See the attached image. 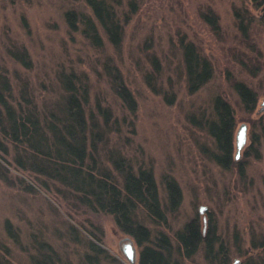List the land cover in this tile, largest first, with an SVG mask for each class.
Here are the masks:
<instances>
[{
	"label": "rangeland",
	"instance_id": "1",
	"mask_svg": "<svg viewBox=\"0 0 264 264\" xmlns=\"http://www.w3.org/2000/svg\"><path fill=\"white\" fill-rule=\"evenodd\" d=\"M106 1L123 27L118 47L111 45L98 24L101 46L85 38L81 24L76 31L68 29L64 17L67 10L92 16L85 0H0V70L10 78L15 93L21 86L17 81L20 76L39 107L59 100L58 76L73 72L80 90L87 85L86 115L93 112L101 121L97 105L111 110L119 130L109 132L107 148L120 151L135 170L151 169L162 203L167 202L166 177L173 178L181 190V202L175 212L166 214L165 224L138 213L152 235L163 231L172 238L187 220L197 216L201 223L207 225L211 219L216 224L229 264H242L251 254L255 260L264 258V248L252 246V241L257 245L264 242L261 1ZM205 11L217 16V31L202 17ZM236 13L248 26L247 40L237 29ZM181 39L192 41L213 65L211 79L194 93L186 88ZM14 46L27 50L30 68H23L8 54ZM113 66L135 99L133 114L113 89ZM148 77L157 91L149 85ZM231 80L241 81L257 93L252 112L241 108ZM170 92L174 98L169 104L164 93ZM217 95L231 105L235 117V165L228 169L215 164L203 151L212 147V140L200 119L210 115L212 99ZM192 115L196 123L190 121ZM242 123L246 125L245 142L235 158L236 134ZM103 144L99 143L100 150ZM103 162L107 164L104 157ZM239 162L244 165L243 177L237 172ZM4 169L11 181L0 178V264H42L40 259L46 255L64 264H85L82 259L89 252L87 243L96 237L118 264H132L122 250L127 242L123 239L128 237L138 264L140 247L118 228L111 214L92 211L56 190L55 185L46 186L43 179L0 160V170ZM6 220L14 236L6 232ZM185 264H206L202 251L186 259Z\"/></svg>",
	"mask_w": 264,
	"mask_h": 264
},
{
	"label": "trees",
	"instance_id": "2",
	"mask_svg": "<svg viewBox=\"0 0 264 264\" xmlns=\"http://www.w3.org/2000/svg\"><path fill=\"white\" fill-rule=\"evenodd\" d=\"M85 1L92 16L67 10L64 17L68 29L76 31L81 24L80 31L85 38L93 45L101 46L100 26L111 45L118 47L123 27L114 8L106 0ZM260 1L259 5L264 9V0ZM238 14L237 29L243 40H247L248 26ZM201 15L213 30H218V19L212 11ZM179 46L186 88L188 93H194L211 79L213 65L192 41L181 39ZM8 54L23 68L31 67L24 47L9 48ZM152 62L156 61L153 59ZM154 66L158 70L157 63ZM112 76L114 91L133 114L135 99L132 93L116 68ZM77 80L73 72H61L58 76L61 87L59 100L39 107L20 76L17 81L21 86L15 93L10 78L0 70V160L43 179L46 186L48 183L55 185L56 190L92 211L111 214L118 228L132 236L140 247L138 264H185V260L191 259L198 251H202L206 264H229L227 248L211 219L206 225L194 216L176 230L172 238L163 231L152 235L150 228L138 218V213L143 212L149 220L165 224L166 214L175 212L181 202V190L173 178L166 177L167 202L162 203L152 170H135L120 151L107 148L109 132L119 130V125L112 119L111 110L100 104L97 105V114L101 121L95 119L93 112L86 115L87 85L80 90ZM148 83L157 91L150 84V77ZM231 83L243 111L252 112L257 103V93L241 81L231 80ZM173 98V92L164 93L167 103H172ZM190 121L196 123L193 115ZM200 121L212 140L211 148H203L206 156L223 169L235 165L232 157L235 117L231 105L221 96H215L210 115L201 117ZM101 141H104V146L100 150ZM103 157L107 164H104ZM6 170H0V178L8 182L11 178ZM237 172L240 177L245 176L241 162L237 165ZM4 228L10 235H15L8 220ZM100 242L101 238L96 237L87 243L89 252L83 255V262L118 264V260L112 258ZM252 246L264 248V242L257 245L252 241ZM254 257L253 254L248 255L242 264H264V258L255 260ZM53 260L51 255L40 259L42 264H64L58 258Z\"/></svg>",
	"mask_w": 264,
	"mask_h": 264
},
{
	"label": "water",
	"instance_id": "3",
	"mask_svg": "<svg viewBox=\"0 0 264 264\" xmlns=\"http://www.w3.org/2000/svg\"><path fill=\"white\" fill-rule=\"evenodd\" d=\"M262 105L264 106V101L262 103ZM245 128H246V125L245 123H242L239 127V130L236 134V146H235V149H236V154H235V158H237L239 156V153H240V150L245 142ZM123 240L127 241L123 247V252H124V255L126 257V259L132 263V264H135L136 262V253H135V249H134V246L131 242V240L128 238V237H125Z\"/></svg>",
	"mask_w": 264,
	"mask_h": 264
}]
</instances>
